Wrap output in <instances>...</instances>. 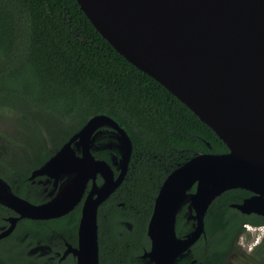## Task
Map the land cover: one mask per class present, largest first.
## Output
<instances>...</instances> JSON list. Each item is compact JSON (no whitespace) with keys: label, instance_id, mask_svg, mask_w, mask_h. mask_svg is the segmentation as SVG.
I'll list each match as a JSON object with an SVG mask.
<instances>
[{"label":"water","instance_id":"obj_1","mask_svg":"<svg viewBox=\"0 0 264 264\" xmlns=\"http://www.w3.org/2000/svg\"><path fill=\"white\" fill-rule=\"evenodd\" d=\"M76 1L117 52L176 96L228 148L196 154L164 178L142 258L175 264L204 233L206 210L224 191L252 192L232 206L264 216V0ZM103 130L114 133L119 160L109 163L93 155V142ZM132 150L117 122L94 115L30 175L62 180L53 198L32 203L0 177V202L22 217L51 218L67 213L83 197L79 244L72 252L77 264H99L98 206L124 180ZM183 207L193 228L179 237L175 224Z\"/></svg>","mask_w":264,"mask_h":264},{"label":"trees","instance_id":"obj_2","mask_svg":"<svg viewBox=\"0 0 264 264\" xmlns=\"http://www.w3.org/2000/svg\"><path fill=\"white\" fill-rule=\"evenodd\" d=\"M98 114L117 122L133 146L124 180L98 208L99 264H143L150 246L146 227L164 178L196 154L228 148L176 96L117 52L76 0H0V119L13 120L34 142L29 157L0 172L13 192L33 201L25 183L52 155L45 140L56 151ZM93 155L111 162L107 150ZM247 194L236 188L213 200L209 209L218 218L209 221L206 212L202 245L226 250L242 221H258L260 216L228 205ZM183 210L176 217L179 237L191 230ZM78 215L79 208L74 221ZM200 240L193 245L198 259Z\"/></svg>","mask_w":264,"mask_h":264},{"label":"flooded vegetation","instance_id":"obj_3","mask_svg":"<svg viewBox=\"0 0 264 264\" xmlns=\"http://www.w3.org/2000/svg\"><path fill=\"white\" fill-rule=\"evenodd\" d=\"M19 161L22 163V160ZM4 162L6 163V159L0 160V172L4 170ZM117 173L118 171L115 172V174ZM30 175L25 183V194L33 195V201L19 195L20 197L32 203L40 204L49 201L56 195L62 180L55 182L54 179L46 175H37L33 178H30ZM69 185L63 187L56 197L57 201L68 190ZM246 192L248 193L246 196L237 202H230L228 205L238 210L232 204L240 203L244 198L252 195V192L247 190ZM212 202L209 206L212 205ZM82 203L83 197L67 213L59 216L29 218L22 217L13 208L0 202V264H77L72 250L77 248L79 244L78 226ZM209 206L206 212L209 213V221H213L218 218V214L214 207L209 209ZM77 208H79V215L74 221L72 217ZM183 208L185 210H183L182 216L186 222H190L192 230L193 221L190 219L186 207ZM242 214L260 216V218L258 221H242L240 231L230 239L226 250L216 251V247L202 245V240L206 237L204 230V233L196 240L201 239V244L198 247L199 257H201L199 259L194 257L193 245L196 243L195 241L190 246L189 251L183 254L175 264H264V216L256 213ZM222 249L224 248L222 247ZM205 250H210L211 253L205 252L203 254ZM142 259L145 260L143 264H153L146 258Z\"/></svg>","mask_w":264,"mask_h":264},{"label":"rangeland","instance_id":"obj_4","mask_svg":"<svg viewBox=\"0 0 264 264\" xmlns=\"http://www.w3.org/2000/svg\"><path fill=\"white\" fill-rule=\"evenodd\" d=\"M12 121L13 120L9 118L0 119V160L4 161V159H6V163L4 162L3 165L12 164V160L16 163L19 160L18 157H29L27 151L28 149H31V145L34 143L31 136L28 135V132ZM106 134H108V136ZM116 141L113 132L110 130H103L102 133L95 138L93 142V150H107L109 151L111 158H115V161L117 159L119 160ZM45 145L48 148V152L52 155L58 150H53L52 146H49V141L47 140H45ZM25 161L28 162V158ZM19 163H21V161L16 164ZM3 169H5V167H3Z\"/></svg>","mask_w":264,"mask_h":264},{"label":"bare ground","instance_id":"obj_5","mask_svg":"<svg viewBox=\"0 0 264 264\" xmlns=\"http://www.w3.org/2000/svg\"><path fill=\"white\" fill-rule=\"evenodd\" d=\"M69 189V188H68ZM61 198V197H60ZM56 201V200H55Z\"/></svg>","mask_w":264,"mask_h":264}]
</instances>
